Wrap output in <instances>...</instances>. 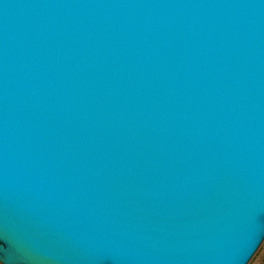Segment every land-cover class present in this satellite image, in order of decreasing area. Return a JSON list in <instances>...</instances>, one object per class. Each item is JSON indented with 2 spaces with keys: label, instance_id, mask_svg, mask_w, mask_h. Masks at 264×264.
I'll use <instances>...</instances> for the list:
<instances>
[{
  "label": "water",
  "instance_id": "95a60500",
  "mask_svg": "<svg viewBox=\"0 0 264 264\" xmlns=\"http://www.w3.org/2000/svg\"><path fill=\"white\" fill-rule=\"evenodd\" d=\"M264 238V0H0V261L247 264Z\"/></svg>",
  "mask_w": 264,
  "mask_h": 264
},
{
  "label": "rangeland",
  "instance_id": "374dc122",
  "mask_svg": "<svg viewBox=\"0 0 264 264\" xmlns=\"http://www.w3.org/2000/svg\"><path fill=\"white\" fill-rule=\"evenodd\" d=\"M0 264H6L2 261H0ZM247 264H264V238L259 245L258 249L252 256V258L248 261Z\"/></svg>",
  "mask_w": 264,
  "mask_h": 264
}]
</instances>
